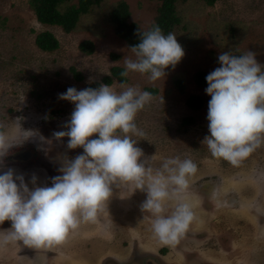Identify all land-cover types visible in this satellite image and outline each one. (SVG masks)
I'll return each mask as SVG.
<instances>
[{
  "label": "rangeland",
  "instance_id": "rangeland-1",
  "mask_svg": "<svg viewBox=\"0 0 264 264\" xmlns=\"http://www.w3.org/2000/svg\"><path fill=\"white\" fill-rule=\"evenodd\" d=\"M27 1L0 0V122L10 124V119L23 117V128L37 129L51 139L53 132L63 129L74 108L59 100L58 94L69 87L82 90L100 83L110 75L111 67L124 69L125 58L134 56L106 21V12L120 0H102L81 17L78 30L69 34L40 25ZM121 1L129 6L130 22L141 31L152 27L159 0ZM178 6L194 25L196 46L184 50L176 67L165 70L164 79L150 82L147 75L130 73L127 84L154 97L136 117L144 136L134 137L146 157L154 155L152 166L159 167L162 158L177 155L197 165L185 194L195 219L184 236L174 245L159 243L151 231L150 215L140 211L145 195H131L130 190L119 188L113 191L108 213L100 214L95 223L82 222L64 243L49 248L9 244L0 248V264H264V146L238 165L212 157L201 143L209 135L210 97L205 93L207 85L194 82L197 72L207 76L219 67L218 55L226 52L213 43L211 36L216 32L210 34L211 22L217 25L227 49L239 55L254 51L264 64V0H221L208 8ZM232 21L238 24L229 29L234 30L232 35H226L218 24ZM44 31L58 40L55 52L45 53L35 46V36ZM84 40L93 43L91 55L79 51ZM70 68L82 79L76 80ZM112 86L120 91L117 81ZM190 96L201 99L200 108L187 106ZM188 118L192 122L184 124ZM66 144L67 138L59 144L53 141L46 155L37 150V141H29L13 153L31 150L32 154L6 164L24 173L26 182L35 174L43 184L58 175V155L72 158L83 151H68ZM8 223L0 227L9 228Z\"/></svg>",
  "mask_w": 264,
  "mask_h": 264
},
{
  "label": "clouds",
  "instance_id": "clouds-1",
  "mask_svg": "<svg viewBox=\"0 0 264 264\" xmlns=\"http://www.w3.org/2000/svg\"><path fill=\"white\" fill-rule=\"evenodd\" d=\"M139 42L128 49L134 58H125L124 70L147 75L150 82L164 79L166 69H174L184 57V49L174 33L165 35L153 24L141 32ZM248 50L234 55H218L219 67L206 77L208 133L202 144L214 158L238 165L264 146V64ZM91 82V78H90ZM77 90L69 87L58 99L74 106L62 130L43 137L37 129L23 128V117L0 122V248L22 242L35 248H49L64 243L82 222L95 223L108 213L114 189L141 192L145 199L141 213L150 215L154 238L163 245H174L184 236L195 219L186 192L197 165L179 155L162 158L159 167L154 157H146L134 137L144 132L136 124L137 114L154 99L149 91L118 82ZM95 137V138H92ZM67 138L66 149H82L69 158L58 155V175L38 183L32 174L8 167L6 161L14 149L37 141L38 151L46 155L53 141ZM174 205L169 212V205Z\"/></svg>",
  "mask_w": 264,
  "mask_h": 264
},
{
  "label": "trees",
  "instance_id": "trees-1",
  "mask_svg": "<svg viewBox=\"0 0 264 264\" xmlns=\"http://www.w3.org/2000/svg\"><path fill=\"white\" fill-rule=\"evenodd\" d=\"M152 1V0H148ZM161 2L157 15L154 18V23L158 25L163 33H174L177 37L178 43L183 47L184 50H192L196 46L197 41L193 39L195 34V28L193 24H190L181 11L180 3L196 4L200 7H211L216 2L221 0H159ZM28 6L34 13L37 22L43 26L58 27L64 33L69 34L78 30L80 19L82 16L87 14L94 6H100L102 0H28ZM200 2L201 4H198ZM130 10L129 6L124 1H118L113 3L108 11L106 12V21L112 26L115 36L123 41L129 48L136 45L139 42V36L137 35L138 25L134 22H130ZM220 27L227 31L226 35H232L234 30L229 31L233 28L232 25L238 24V22H219ZM152 24V26H153ZM242 26V24H241ZM210 34L214 30L216 33L212 35L213 43L220 48L221 51H230L234 55H239L238 51L226 48L223 39L219 38L217 25L213 22L209 24ZM141 31V30H140ZM143 32V31H141ZM35 46L42 52L52 53L59 48V42L56 37L49 31H44L35 36ZM227 45V44H226ZM228 46V45H227ZM229 47V46H228ZM79 51L91 55L94 51L93 43L88 40L81 41L78 45ZM124 69L121 67L113 66L109 69V76L101 79L100 83H94L91 87H98L101 83L112 85L115 81L128 82V78H122L120 73ZM70 71L74 75L76 80H81L82 76L76 72L74 68H70ZM206 74L204 72H197L194 76V82L204 87L207 85L205 80ZM179 81H175L178 85ZM179 86V85H178ZM180 91H182V88ZM154 92V90H153ZM187 106L190 109H198L201 105V99L197 96H190L187 101ZM192 119H184L183 123H190ZM95 138V137H94Z\"/></svg>",
  "mask_w": 264,
  "mask_h": 264
},
{
  "label": "flooded vegetation",
  "instance_id": "flooded-vegetation-1",
  "mask_svg": "<svg viewBox=\"0 0 264 264\" xmlns=\"http://www.w3.org/2000/svg\"><path fill=\"white\" fill-rule=\"evenodd\" d=\"M29 152L27 153H23V151H17V152H14L12 154L11 157H9V161L10 162H13L16 160V158L18 159L19 156H21L22 158H27L28 155L32 154V151L31 150H28ZM8 227H10V223H8Z\"/></svg>",
  "mask_w": 264,
  "mask_h": 264
}]
</instances>
